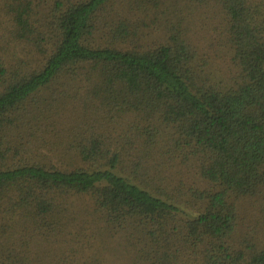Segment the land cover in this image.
<instances>
[{
    "label": "trees",
    "instance_id": "16d2710c",
    "mask_svg": "<svg viewBox=\"0 0 264 264\" xmlns=\"http://www.w3.org/2000/svg\"><path fill=\"white\" fill-rule=\"evenodd\" d=\"M107 245L264 264V0H0V264Z\"/></svg>",
    "mask_w": 264,
    "mask_h": 264
},
{
    "label": "rangeland",
    "instance_id": "374dc122",
    "mask_svg": "<svg viewBox=\"0 0 264 264\" xmlns=\"http://www.w3.org/2000/svg\"><path fill=\"white\" fill-rule=\"evenodd\" d=\"M153 27V25H151ZM154 37H157L158 36V33H154L153 34ZM216 69V67H214ZM187 213L191 214V215H195L192 213V211H188V210H185ZM98 245H96L95 247H97ZM64 247V248H63ZM70 247V245H59V246H56L55 245H52L51 247H49V254L51 256H54L55 255H58L60 252L58 251L59 249H62L63 248V252H67V251H64L65 249H68ZM72 247H74V245H72ZM105 247H110L112 248L111 250H103L102 253L100 254V252L97 254H95V256H97V260L92 262L93 258L95 257H91L90 258V253L91 252H87V254L82 257L78 263H73L72 261V264H128L125 259L121 256L120 253H124L123 251H120V252H116L115 251V247H117V245H107ZM69 255L67 254L66 257H68ZM74 259V257H73Z\"/></svg>",
    "mask_w": 264,
    "mask_h": 264
}]
</instances>
